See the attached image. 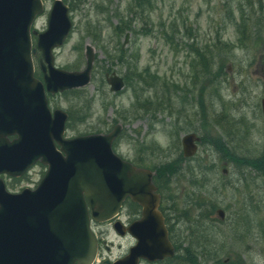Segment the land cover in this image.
I'll list each match as a JSON object with an SVG mask.
<instances>
[{
    "label": "rangeland",
    "instance_id": "374dc122",
    "mask_svg": "<svg viewBox=\"0 0 264 264\" xmlns=\"http://www.w3.org/2000/svg\"><path fill=\"white\" fill-rule=\"evenodd\" d=\"M129 2L130 0H84L80 5L75 3L73 7L74 33L69 42L59 49L57 65L60 67L84 65L85 59L79 62L80 50L76 48L81 44L84 48L87 43L92 44L99 58L95 67V80L93 79L86 88L85 94L76 92L59 98V103L64 110L72 108L75 103H78L79 107L90 105L92 109V116L86 121H76L77 123L67 135L70 137L87 135L96 133L93 131L98 130L107 133L114 124V120L118 118L119 123L124 125V139H120L117 144V153L125 158L133 159L137 156L138 147L143 148L150 144L149 147L155 152L150 150L149 154L140 157L147 166L154 167L171 164L181 152L180 141H177L180 137L172 129V123H176L180 128L181 137L195 132L203 138H210L208 130L217 122L219 126L216 131L223 132L224 140L227 137L228 140L225 141L230 147H233L231 141L238 140L241 146L247 144L252 152L251 156H256L257 150L260 152L264 148V115L261 106L264 98V18L260 17L258 22L255 20L252 22L256 29L250 28L248 23L244 22L233 25L229 20L227 28L221 29L220 26L223 25L218 21L225 15L228 2L237 3L238 0H153L155 24L152 27L149 26L152 34L137 35L135 33L130 43L134 42L133 49L136 45L134 51L139 48L142 54L141 67H150L152 74L159 79L153 80L154 82L146 80V83H139L138 80L131 81L130 85H136L139 95H142L140 102L136 103L132 100V88L127 87L125 91L113 95L108 86L105 87L103 72L111 66L105 61L106 53L103 50L105 47L102 42H96L98 40L94 42L89 37L90 34L85 33L88 22L94 25L100 24L105 42L110 43L113 48L118 40L114 43L111 36H116L114 25L118 21L117 19L110 21L107 13L114 12L120 16V20L128 19L130 22L132 15L129 16L131 10ZM45 3L46 8H49L51 0H45ZM255 3L256 9L259 10L262 7V11L264 10V0H255ZM244 7L251 10L249 5ZM142 9L148 11L150 8L146 6ZM183 15L192 26L199 27L204 42L210 41L215 44L220 40L225 44V47H220L216 51L217 55L213 60L214 68H211L212 73L207 68L205 73L202 71L195 55H191L183 48L176 49L174 43L179 44L180 38L176 37L171 44L164 39L161 31L163 24H167L168 32L171 29H177L178 26L182 27ZM261 15L260 12L259 16ZM132 25L137 29L142 27L140 20L134 21ZM172 26L175 27L171 28ZM245 26L248 30L244 31L242 36L240 30ZM44 28H46V21L43 16L38 21L37 29ZM217 31L220 32L218 35ZM94 35L98 33L94 32ZM119 67H115L114 70L117 69L119 72ZM201 88H204L203 91ZM158 94L161 100L157 102L164 101L159 112L157 108H153L155 106L150 105L158 98ZM103 101H107L108 108L103 109ZM143 102L146 104L144 108L139 105ZM202 105L204 107L206 105L207 122L203 120ZM222 125L227 129L224 130ZM231 132H236L237 136L235 137ZM199 153L194 161H190L197 168L196 170L202 173L201 177L196 176L200 179L197 189L195 188L197 194L204 199L212 198L217 204L222 205L228 214L225 224L219 223V220L210 222L211 227H216V232H221H218L215 242L216 246L222 248L224 260H228L225 264H243L240 258L246 264H264V173L257 172L251 167L244 168L243 171L244 176L248 178V195L253 207L250 209L253 214L252 221L244 218L246 220L244 222H247L246 224L255 231L252 237H245L242 240L243 222L237 226L234 219L235 212L238 210L236 201L240 199L239 187H236L235 183L239 176L237 166L228 163L227 168L230 173L225 175L219 167L221 162H215L217 156L224 158L218 150L208 146L203 151L200 147ZM41 172L43 173L40 167L35 169L32 175L34 181L38 180ZM6 181L8 185L13 184V181L8 179ZM170 182V191L167 192L166 197L178 198L182 206L189 196L188 188L183 192L188 185V175L181 172L179 175L172 176ZM19 188L20 186L17 187ZM205 209L202 208L199 212L207 216L213 215ZM184 211L185 209H178V214ZM167 212L172 219L171 223L175 226V239L180 247L178 257L167 264H187L183 261L187 248L192 245L194 248L192 252L197 257L201 255L203 243L210 235V224L204 222L201 232L197 233L196 212L190 217L194 221L190 227H188L189 223L178 219L173 210L168 209ZM131 215H134V210L130 208L124 211L123 218L129 219ZM214 217L216 218L217 215L214 214ZM229 225L235 228L236 240L231 236ZM96 229L97 232H103L106 241L113 246L110 252L104 251L105 257L109 255L113 259L123 256L133 244L130 238L118 237L109 223H103ZM198 245L201 247H197Z\"/></svg>",
    "mask_w": 264,
    "mask_h": 264
},
{
    "label": "water",
    "instance_id": "95a60500",
    "mask_svg": "<svg viewBox=\"0 0 264 264\" xmlns=\"http://www.w3.org/2000/svg\"><path fill=\"white\" fill-rule=\"evenodd\" d=\"M13 1L15 0H0V50L7 45H17L18 41L28 38L31 22L36 13L42 10L40 0H26V5L19 20L17 19L15 11H11L2 17V12L6 11L3 6H8L13 3ZM67 11V7L60 1L56 3L51 16L50 29L43 35L44 40L53 43L51 38L59 35V43L63 41L71 28ZM61 22H64L62 29L58 26ZM6 38L7 42L5 41ZM14 58H16V53L12 50H6L3 53V64L2 66L0 65V68L9 70ZM26 60L29 62L28 59ZM17 72H19L16 74V78L18 79H21L22 75L26 76L28 89L34 91L35 88H38L37 81L31 76V68H19ZM87 72L89 74L90 65ZM64 75V82L72 83L68 86H77L81 84V81L75 82L76 78H79V75L70 73H64ZM85 79L86 82L89 80L87 77ZM19 97H21V92L18 88L0 87V123L2 127L5 121L12 120V113L15 111L12 105L16 103ZM4 136L6 135L0 133V172H22L25 164L33 160L34 156L26 159L23 166L16 165L17 157H15V159L12 158L18 151V146L8 143ZM38 136H40L39 132L30 131L29 141L32 144H36ZM107 138L110 140V137ZM192 138L194 137H189L188 140L185 141V151L187 155L192 153V151H190ZM6 152L9 153L10 156H7ZM114 159L111 156H105L97 151L86 149L78 163L62 157L60 159L55 156L52 158V161L49 160L52 162V170L47 176V180L43 186L46 188L45 191L66 193L64 199L67 204L64 205L63 208L68 210L67 214L71 222H67L66 225L64 224L65 230L63 231L65 232L55 238L54 245L52 244L50 248L53 253L51 254V251H49L51 255L48 256L43 254L42 256L40 251H34V253H36L33 255L34 259H41L42 264H75L76 261H78L79 264L93 263L96 255V244L89 230V216L87 207L84 203L83 192H86L89 196L88 198L92 205L94 216H96L95 218L101 220L103 215L100 213L98 206L96 210L95 203L98 205L96 198L98 194H101L104 203H111V201H113V194L120 188L119 186H121L115 177H119L123 180V188H129V190H132L134 194L141 199L148 212H154L156 215L158 214V197L153 199V197L149 195L154 190L150 181L149 172L141 173L140 171H136L139 175L135 174L134 177H136V179L133 181L128 171L134 168L126 165L119 167V163ZM2 192L3 186L0 182V193ZM121 192H123V190H121ZM143 194L144 196L141 198L140 195ZM74 196L77 197L74 198ZM78 198L82 200L81 206L74 205L73 203V200H77ZM18 200L19 197L9 195L6 192L3 195L0 194V204L2 205L0 208V222L2 219L6 220V251L4 257L0 256L3 260H0V264H20L18 255L20 258V254L23 252L22 249L27 248V245L21 244L22 242L19 239L18 225L16 228L17 217L20 216V210L17 214ZM111 205L114 208L109 216L113 215L118 210L119 202L117 201L115 204L112 203ZM142 224H146L148 227L152 228L151 231L148 234L142 232L140 236H138L140 242L132 249L131 254L116 264H138L140 256L155 260L173 254L170 242L165 237H160V232L163 231L162 227H156L158 223L151 216L147 215L141 222V225ZM17 250L19 252H17ZM36 264L38 263L36 262Z\"/></svg>",
    "mask_w": 264,
    "mask_h": 264
}]
</instances>
